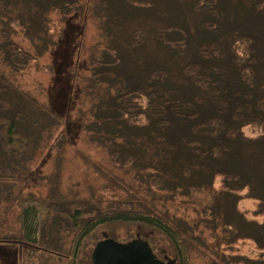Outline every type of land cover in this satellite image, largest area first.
<instances>
[{"label":"trees","instance_id":"16d2710c","mask_svg":"<svg viewBox=\"0 0 264 264\" xmlns=\"http://www.w3.org/2000/svg\"><path fill=\"white\" fill-rule=\"evenodd\" d=\"M97 6L102 37L86 80L96 86L91 123L104 133L92 137L111 143L112 162L139 169L148 188L204 193L202 214L229 242L254 244L258 253L246 264H264V0H97ZM78 8V0H0L1 62L21 72L42 46H56L49 15L59 12L65 21ZM15 27L35 53L13 39ZM28 104L35 105L0 74L5 155L26 150L29 134L20 120ZM247 126L255 134L247 135ZM243 200L255 202L250 216L239 208ZM18 203L21 242L37 246L31 215L38 229L55 223L74 233L72 264H82L83 246L94 247L102 229L121 224L159 232L174 264H189L191 231L155 213L56 195L27 194Z\"/></svg>","mask_w":264,"mask_h":264},{"label":"rangeland","instance_id":"374dc122","mask_svg":"<svg viewBox=\"0 0 264 264\" xmlns=\"http://www.w3.org/2000/svg\"><path fill=\"white\" fill-rule=\"evenodd\" d=\"M78 1V10L69 11L65 21L59 12L49 15L54 48L42 46L43 51L19 73H12L0 60V74L35 104L26 106L20 120L29 134L26 150L5 155L0 149V264L73 263L74 233L55 223L38 229L34 214L27 223L37 246L21 242L18 202L27 194L88 201L99 208L115 204L152 212L191 231L192 237L185 242L189 264H246L245 258L255 257L257 249L249 240L229 242L219 225L214 226L202 214L204 193L183 196L150 189L139 169L120 168L112 162L111 143L92 137L104 133L91 123L88 108L96 100V86L88 87L86 80L90 58L96 56V43L101 39L103 13L97 0ZM15 29L13 39L35 53L20 28ZM244 132L255 134L249 126ZM254 207L251 200H243L239 206L248 216ZM100 234L118 242L145 239L159 258H175L168 241L153 229L121 224L102 229ZM9 239L17 242L8 244ZM92 249V243L83 246L79 254L82 264H91Z\"/></svg>","mask_w":264,"mask_h":264},{"label":"water","instance_id":"95a60500","mask_svg":"<svg viewBox=\"0 0 264 264\" xmlns=\"http://www.w3.org/2000/svg\"><path fill=\"white\" fill-rule=\"evenodd\" d=\"M175 260L159 258L145 239L126 242L103 236L96 242L91 254V264H174Z\"/></svg>","mask_w":264,"mask_h":264}]
</instances>
